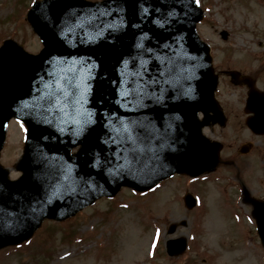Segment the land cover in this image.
Returning a JSON list of instances; mask_svg holds the SVG:
<instances>
[{
	"label": "water",
	"instance_id": "obj_1",
	"mask_svg": "<svg viewBox=\"0 0 264 264\" xmlns=\"http://www.w3.org/2000/svg\"><path fill=\"white\" fill-rule=\"evenodd\" d=\"M199 18L191 0L34 4L27 20L41 52L11 41L0 48V150L10 119L27 127L22 177L11 182L0 168V249L28 239L43 218L73 216L120 186L146 191L174 173L215 168L220 146L201 129L224 118L208 50L194 34ZM229 75L248 86L246 111L255 116L247 125L263 134L264 96L252 80ZM185 202L194 205L190 195ZM254 217L264 248V203ZM183 250L182 241L168 243L170 255Z\"/></svg>",
	"mask_w": 264,
	"mask_h": 264
},
{
	"label": "rangeland",
	"instance_id": "obj_2",
	"mask_svg": "<svg viewBox=\"0 0 264 264\" xmlns=\"http://www.w3.org/2000/svg\"><path fill=\"white\" fill-rule=\"evenodd\" d=\"M34 1L38 0H0V39H12L32 54L41 49L25 19ZM197 1L203 18L196 31L211 48L214 72L234 70L253 77L256 88L264 92V0ZM244 97V88L233 86L228 78L220 76L216 99L227 122L223 128L203 130L206 137L222 144L221 163L214 173L193 182L175 177L155 191L151 199L132 197L131 191H122L113 200L97 201L81 212V222L71 221L86 244L59 247L50 260L40 259L36 264H264L255 227L245 217L250 215V209L239 202L241 185L251 197L264 199V135L254 136L244 125ZM24 135L22 126L9 124L0 164L10 171L12 179L17 177L13 168L22 153ZM242 145L248 147L246 154L239 152ZM186 192L199 202L191 211L183 206ZM235 209L239 216L231 219ZM103 211L109 218L99 229V214ZM202 211H206L203 218ZM171 224L176 229L169 236L166 231ZM39 231L41 237L42 230ZM89 234L96 237L90 238ZM45 235L44 232L43 238ZM178 237L198 246L205 240L218 254L213 250L200 254L188 248L182 256L165 257L163 243ZM9 254H0V264L22 263L16 255Z\"/></svg>",
	"mask_w": 264,
	"mask_h": 264
}]
</instances>
